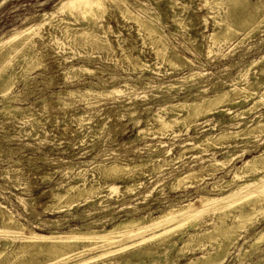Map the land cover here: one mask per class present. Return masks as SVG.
<instances>
[{"label": "rangeland", "instance_id": "obj_1", "mask_svg": "<svg viewBox=\"0 0 264 264\" xmlns=\"http://www.w3.org/2000/svg\"><path fill=\"white\" fill-rule=\"evenodd\" d=\"M61 1L0 0V37L6 39L14 29L42 23L43 16L56 12ZM126 1L134 14L154 21L153 23L161 29L167 38L169 48L185 63L182 68L175 70L170 68L155 55V49L147 36L139 34L135 24L123 20L115 10L111 11L108 8L98 22L100 30L107 28L112 33L105 38L96 36L99 40L105 41L104 44L108 48H96L89 43L85 47L64 48L56 40L50 43L45 41L48 43L47 50L39 54L43 66L32 72L31 77L35 79L27 83L19 78V71L13 63L15 82L11 93L16 97L12 106L18 107L19 111L15 113V118L0 113V205L23 227L33 228L32 230L38 234L47 235L57 231L65 233L69 229H81L91 220H102L106 217L121 220L133 215L156 216L170 204H184L189 199L204 195L202 188L211 190V184L220 177L225 181L230 180L234 167L240 166L244 159H250L264 150V133H258L250 139L240 136L214 146L187 150L192 147L188 144L194 140L219 132L228 126L233 127L231 124H239L235 131L240 130L243 123L256 120L255 117L260 114L264 115V106H259L244 118L236 116L231 120L230 117L234 113L241 111L239 107L234 108L235 112L232 115L221 111L226 107L220 108L208 117L198 119L199 122L196 120L198 126L191 125L187 131L180 124L174 126L172 130H175L177 136H168L170 132L164 136L156 135L157 126L152 119L157 111L169 103L193 101L199 89H206L205 93L210 96L218 91H226L230 86L243 89V85L264 80V73L259 74L257 71L261 68L260 63L245 67L264 56V21L262 23L264 0H248L247 7L239 19H249V22L241 27L233 24L226 0H222L223 3L218 6L215 4L216 0ZM62 15L56 13V19ZM69 21L76 26L80 25L79 22H74L73 17H69ZM231 27L238 30V35L236 34L234 39L230 38L227 43L222 41L219 43L209 38L213 29L225 32ZM100 30L95 28L91 31H95L97 35ZM242 34H247L246 39L237 44L236 39ZM230 44L235 47L231 50L226 49ZM126 55L138 57V62L147 64L148 68L140 71L132 65V61L131 63L127 61ZM61 58L66 59L63 66H59L58 63ZM71 65L85 66L95 73L80 74L67 79L64 67L69 68ZM243 67L248 74L239 78ZM191 72L204 75L188 88L183 86L179 90L178 88L160 90ZM97 78L103 81L99 83ZM125 82L134 85V90L125 88L123 86ZM112 87L121 89L122 94L91 99L66 95L68 92L90 88L98 92L110 90ZM258 89L259 92H264L263 87ZM131 93L137 98L128 100ZM128 112L134 114L129 116ZM24 113L38 118L35 128L30 124H20L19 119ZM78 116H83L85 120L81 129L76 120ZM150 148L152 151H149ZM165 151L170 154H165ZM227 152L235 154L238 158L230 161L224 170L213 177H206L203 182L197 184L194 183L195 180L189 179L177 187L172 186L173 180L182 173L197 171L212 161V158L221 160ZM112 161L128 166L131 171L129 169L122 172L118 178L106 179L94 169L97 164L104 165ZM154 163L156 167L152 169ZM139 164L143 166L135 168ZM224 171L228 173L225 175ZM260 173L262 172L255 175ZM134 181L141 183L138 188L123 193L125 183L131 184ZM110 182H115L121 191L115 198L110 197L106 187ZM79 184H84L85 188H89L90 185L98 188L95 200L98 205L92 206L89 197L74 200L70 208L66 207V203L69 202L68 196L60 202L53 200L54 194L62 193L67 186ZM222 190L215 189L210 194L220 197L228 192L229 188ZM257 202L264 203V195L258 198ZM242 203L237 206L243 205ZM257 206L250 202L245 205V209L250 211ZM209 219L210 222H205ZM226 219L227 225L239 222L246 224L244 229L238 231L240 238L230 249L226 263L251 264L253 261L257 262L256 264H264V243L254 252L255 254L236 261L240 249L249 250L247 246L253 232H259L264 228V212L254 218L242 216L236 220L232 217ZM58 220L59 226L55 227L50 223ZM199 220L206 223L201 229L210 230L220 242L225 240L221 233H215L214 228L218 222L211 216L202 213ZM186 228L187 226L175 233L173 236L175 241ZM245 241L247 243H244ZM17 244L16 241L10 244V249ZM194 245L195 247H189L179 256H176L175 252L169 255V258L175 259V264H187L190 259L212 249L215 243L207 238H201ZM162 257L166 259V255ZM151 259L154 262L150 264H163L162 258L156 254L151 255ZM148 260L149 258L144 257V261ZM97 263L98 261L90 264ZM100 263L113 264L112 262L98 264Z\"/></svg>", "mask_w": 264, "mask_h": 264}, {"label": "bare ground", "instance_id": "obj_2", "mask_svg": "<svg viewBox=\"0 0 264 264\" xmlns=\"http://www.w3.org/2000/svg\"><path fill=\"white\" fill-rule=\"evenodd\" d=\"M226 1L228 2L226 4L230 7L229 15L231 16L233 24L238 25L239 27H241V25L245 26V24L249 22V19L240 20L239 18L246 9L245 7H247L248 0ZM221 3H223L222 0L215 1L217 6ZM129 6L130 4L126 0H62L58 4L56 12L46 15L43 14V20H41L42 23H33L24 28L14 29L6 39L1 36L0 113L15 118V113H18L19 111L18 107L12 106V102H14V98L16 97L11 93V89L15 82L13 63L16 64L19 71V78L27 83L28 81L35 79L34 77H31L32 72L43 66L41 55L39 54L44 50H47L46 47L50 41L54 42L56 40V42L58 44L60 42V45L64 46V48L85 47L88 43L94 45L96 48H108L104 44L105 41L99 40L96 37L99 35L101 38H105L112 33L107 28L100 30V23L98 22V19L103 16L106 8L111 9V11L115 10L123 20L135 24L138 33H143L147 36L150 44L155 49V55L170 68L174 70L182 68L185 63L174 50L169 48L166 41L167 38L161 32V29L153 23L154 21L152 22L134 14L135 12L133 13ZM56 13H61L63 15L61 18L56 19ZM69 17H73L74 22H79L80 25L76 26L75 24L70 23ZM263 21L264 18L262 19V23ZM95 28L100 30V33L97 35L95 31H91ZM237 32L238 30H235L232 27L225 32L213 29V33L209 38L219 41V43L221 41L227 43L226 41H230V38L235 37L236 34L238 35ZM247 34L239 35L241 36V40H239L240 38L236 39L238 40L237 44H239L244 38L246 39ZM121 41L123 42V40ZM234 47L233 44H230L226 49L231 50ZM127 50L128 49H126V51ZM126 59L129 63L132 61V65L139 68L140 71L148 68L147 64L141 61L138 62V57L126 55ZM65 61L66 59H59V66H63ZM256 62L261 65V68L257 71L259 74H263L264 56L260 57L257 61H252L245 67L252 66V64L254 65ZM64 68L66 69L64 75L67 79L77 77L80 74L95 73L92 70L85 68V66L74 67L71 65L69 68L68 66H65ZM246 68L241 70L239 78L248 74L245 70ZM251 68L253 67H250V69ZM8 70L11 72L8 73ZM203 75L204 74L191 72L177 79L174 84L163 86L160 90H171L175 88H178L179 90V88L183 86H187L186 88H188L193 86L192 84ZM97 79L99 80V83L103 81L100 78ZM253 84L255 85V88L253 87ZM123 86L129 88L131 91L134 90L135 87L134 85L126 84V82ZM242 87L243 89L236 86H230L228 90L218 91L210 96L205 93L206 89H199L197 90V94L194 95V100L191 102H186V100L176 104L169 103L163 109L157 111L152 118L154 124L157 126L155 130L156 135L159 134L160 136H164L170 132L168 136H177L175 130H172L174 126L180 124L184 126L187 131L191 125L198 126V123H196L198 119L208 117L223 107L226 108L221 111H226L229 115H232V113L235 112V107H239V110H241L234 113V115L230 117L231 120L233 118L235 119L236 116L244 118L259 106H264V92L261 93L258 91V88L260 87H263L264 89V80L261 79L257 82L249 83L246 86L243 85ZM122 92L123 91L118 87H112L110 90L98 92L92 91L90 88L87 90L68 92L66 95H70V97L78 96L81 99H88L90 97L91 99L93 97L109 96L112 94L121 95ZM128 96V100L137 98L133 93ZM246 103H248L247 105H249V107L245 105ZM222 104L226 105L223 106ZM233 104H235L234 107L232 106ZM128 114L129 116H132L134 112H128ZM255 118L257 119L243 123L242 128L238 131H235V129L239 128V124H231L230 126L233 127L229 128L228 126L226 129H220L219 132L214 134L204 135L201 139L194 140L192 143L188 144V146L192 147L187 150L214 146L240 136L249 139L254 138L258 133H264V115L260 114ZM76 120L79 122V128L81 129L85 122L83 116L76 117ZM19 121L20 124H30L32 128H35L34 125L38 123V118L34 117V115L27 116L24 113L21 115ZM149 151H152V149L150 148ZM164 153L168 155L169 152L166 153L165 151ZM242 155L243 153L240 155V158ZM235 158L238 157L235 156V154L228 152L221 160H215L212 158V161L210 160L207 165L202 166L199 170L182 173L180 176L176 177L172 182V186L177 187L189 179L195 180L194 183L196 184L201 183L206 177H213L218 172L224 170L226 165ZM154 161L156 162L157 160ZM145 164H147V161ZM142 166L143 165L139 164V166L137 165L135 168H140ZM151 167L152 169H155V163L152 164ZM94 169L98 170L100 176H103V178L114 179L118 178L119 174L121 175L122 172H125L130 168L126 165H121L112 161L109 164H97ZM258 172L262 173L256 176L255 174ZM224 173L226 175L228 172L224 171ZM76 175L78 176V174ZM74 178L76 177L74 176ZM140 184L139 181H134L131 184L125 183V190L123 193H128L131 190L136 189L135 187ZM83 185L84 184L67 186L66 189L62 190V193L59 192L54 194L53 200L55 202H60L68 196L69 202L66 203V207L70 208L73 205L72 203H74V200L88 199L89 197L91 198L90 204L92 206H95L96 204L98 205V203L95 202L96 197L98 196L96 194L98 188L94 185L85 188ZM211 185V190L202 188L205 192L204 195L189 199L184 204H170L160 210L156 216H153L152 214L133 215L121 220L106 217L102 220H91L84 224V228L81 229H69L65 233L58 231L50 232L47 235L38 234L32 230L33 228L27 229L23 227V225L18 223L11 215H8L7 212L4 211V207L0 205V264H90L91 262L97 261L98 263L112 262L113 264H148L149 261L150 264L154 262V260H150V256L155 254L162 258L161 260L163 261V264H175V259H170L169 255L176 252V256H179L180 253H183L189 247H195L194 243L200 241L201 238L211 240L215 243V246L210 250L202 252L199 257L190 259L187 264H234L232 262L226 263L227 257L230 254L232 246L236 244L237 240L240 238L238 231L244 229L246 224L244 222H239L237 224L227 225L225 224V220L227 221L226 218L228 217H232L236 220L242 216L254 218L256 215L258 216L264 212V203L257 202V199L264 195V150L250 159H244L240 166L234 167L230 180L225 181L223 180V177H220L219 180H214ZM106 187L109 195H111L110 197L115 198L121 193L119 186H117L115 182H110ZM225 188H229V191L222 194L220 197L211 196L210 194V192H214L215 189L222 190ZM250 202H254L258 206L253 210L248 211L245 209V205ZM241 203L243 205L237 206ZM202 213L211 216L213 220L218 222L215 225L214 231L215 233H221L222 238L225 239L224 241L221 239L222 242H220L219 238L213 236L210 230L201 229L206 224L205 222L211 221V219H209L202 223L203 221L199 220V216ZM59 222L60 220L50 221L55 227L59 226ZM185 226H187L188 229L186 228V230H182L181 237H176L177 241H175L173 236L178 230ZM15 241L18 242V244L10 249V244ZM244 243H247V241ZM263 243L264 228L259 232H253L250 243L247 246L249 250L240 249L236 261L239 262L241 258L255 254L254 252H256L259 249V246ZM251 251L253 253H250ZM164 255H166V259H163L162 256ZM144 257L149 258V260L147 262L144 261ZM256 263L257 262H251V264Z\"/></svg>", "mask_w": 264, "mask_h": 264}]
</instances>
